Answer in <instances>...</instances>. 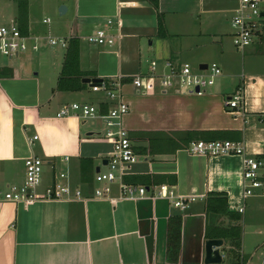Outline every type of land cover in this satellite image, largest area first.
Masks as SVG:
<instances>
[{
	"label": "crops",
	"instance_id": "1",
	"mask_svg": "<svg viewBox=\"0 0 264 264\" xmlns=\"http://www.w3.org/2000/svg\"><path fill=\"white\" fill-rule=\"evenodd\" d=\"M18 2L0 0V27L18 24ZM26 2L25 33L78 38L80 68L89 73L87 77L109 81L122 76L129 81L135 74L149 73L152 60L174 64L198 60L200 66L209 58L218 60L223 73L203 95L139 93L129 82L123 86L130 106L124 124L138 155L125 176L155 177L149 193L153 186L172 184L177 195L196 197L182 210L166 198L94 197L96 173L108 169L104 161L113 145L97 138L105 129H93L85 126L88 120L59 113L79 95L84 101L83 95L93 91H99L92 104L101 112L112 103L101 88L95 90L88 83L80 91L57 89L67 48L58 65H45L39 51L32 49L10 60L0 54V186L23 184L26 159L38 156L46 160L43 185L57 169H68L83 196L41 199L28 206L1 201L0 264H206L208 222L240 224L246 264H264V197L243 198L242 155L208 156L187 148L155 155L139 151L148 146L144 134L221 131L224 139L243 141L247 154L264 158V26L251 44L238 49L231 19L240 0H159V11L149 0ZM62 4L67 6L63 14L58 13ZM261 8L264 24V5ZM159 12L164 15L165 38L158 36ZM110 19L113 23L108 25ZM98 28L114 34L115 43L87 41L86 36ZM240 86L245 91L244 111L233 113L224 101ZM89 131L95 134L88 136ZM34 135L38 139L30 142ZM66 156L68 162L63 160ZM214 192L227 195L228 210L234 215L213 219L207 214L206 201ZM119 193L117 182L112 183L111 196ZM223 240L221 263L232 264L230 243Z\"/></svg>",
	"mask_w": 264,
	"mask_h": 264
},
{
	"label": "built area",
	"instance_id": "2",
	"mask_svg": "<svg viewBox=\"0 0 264 264\" xmlns=\"http://www.w3.org/2000/svg\"><path fill=\"white\" fill-rule=\"evenodd\" d=\"M263 0H240V5L231 19L234 45L244 49L263 31L262 8ZM113 20H108V25ZM116 36L106 28H98L86 36V40L98 45H112ZM47 39L50 45L60 44L67 48L69 39L57 36H34L21 31L17 23L0 27V54L9 58L32 49L39 51L42 40ZM223 73L217 62L207 63L206 69L193 70L188 62L174 64L171 60L159 65L158 60L150 62L149 73H138L125 81L118 76L109 81H103L101 88L111 106L107 112L100 111L92 103L74 102L64 106L59 115H75L82 120L100 118L105 122V139L113 145V151L108 158V169L96 173L95 180L100 186L94 189V197L109 198L113 201L119 199L138 200L142 198H166L176 207L185 210L196 197H183L175 192L172 184H159L153 186L136 185L124 180L130 167L137 161L138 155L134 149L129 130L124 124V118L130 111L129 104L124 99L123 86L130 83L136 92L148 93L157 90L177 91L185 94L203 95L209 87L213 86ZM225 107L233 113L244 111L245 91L242 86L225 98ZM38 139V135L30 138V142ZM187 150L194 154L208 156L215 155H242L243 156V198L264 197V158L251 156L246 153L245 144L241 140L217 139L195 140L190 143ZM68 162L69 157L63 158ZM45 159L32 156L26 159V178L23 184H7L0 186V202L12 201L31 205L41 199H80L83 198L79 186H74L68 169L55 171L49 183L44 184ZM56 168V167H55ZM117 182L120 193L118 197L111 196L112 183ZM42 188V194L39 190ZM149 194V195H147ZM243 212V206L239 208Z\"/></svg>",
	"mask_w": 264,
	"mask_h": 264
},
{
	"label": "trees",
	"instance_id": "3",
	"mask_svg": "<svg viewBox=\"0 0 264 264\" xmlns=\"http://www.w3.org/2000/svg\"><path fill=\"white\" fill-rule=\"evenodd\" d=\"M152 5L159 11V0H149ZM18 25L22 32L25 33L27 27L28 7L26 0H19L18 2ZM159 37L165 38L168 36L164 15L159 12ZM89 73L84 72L80 68V49L79 39L70 38L67 51L65 53L62 70L58 79V90L63 91H80L86 87V83L82 82L83 78L87 77ZM105 81H107L105 79ZM148 136V146L140 147V153L143 154H164L175 152L180 148H187L192 141L195 140H217L224 139L221 131H185L176 136H153L150 134H144ZM134 149H136L134 147ZM171 149V150H170ZM124 180L128 183L145 184L152 186L156 183L155 177L151 175L142 176H125ZM158 183V181H157ZM207 214L215 218L222 217L224 215H234L228 210V198L225 193L214 192L208 195L206 201ZM239 219V217H235ZM206 238H220L228 240L230 243L229 252L233 255L234 263L232 264H246L247 260L241 255L242 247V226L240 224L232 225L229 227L223 226V224L208 222L206 226ZM224 264V263H218Z\"/></svg>",
	"mask_w": 264,
	"mask_h": 264
},
{
	"label": "rangeland",
	"instance_id": "4",
	"mask_svg": "<svg viewBox=\"0 0 264 264\" xmlns=\"http://www.w3.org/2000/svg\"><path fill=\"white\" fill-rule=\"evenodd\" d=\"M62 5H64V4H62ZM263 5H264V0H263V2L261 3V7H263ZM61 6V5H60ZM60 6H59V8H60ZM59 8H58V13L60 12L59 11ZM52 15V14H51ZM61 15H59V17H60ZM50 17V21H51V23H52V17L51 16H49ZM6 25V24H5ZM46 26H49V25H46ZM37 35H39V36H43V37H46V35L47 34H37ZM51 35H54V34H51ZM40 45V47H39V54H40V57H43V58H45V59H43V58H41L40 60L42 61V62H44V64H45V62H46V64H53V63H55L56 62V64L58 65L59 64V62H60V59H61V56H62V53L66 50V48L65 47H63V46H61L60 44H56V45H50L48 42H47V39H44V40H42L41 41V43L39 44ZM55 53H56V56L55 57H52L53 55H55ZM1 57L5 60V59H7V60H10V58L9 57H7V56H5V55H1ZM153 58H156L155 57V55L153 56ZM187 60H185V59H183L182 60V62L180 63V64H182V63H184V62H186ZM207 63H211V62H217L218 64H219V62H218V60L216 59V58H209V59H207ZM161 63V64H160ZM159 63V65H162L163 66V63H165L164 61H161ZM190 65H191V67H192V69L193 70H198L199 69V61L198 60H193V61H191V62H188ZM45 64V65H46ZM220 65V64H219ZM41 72H42V74L43 73H45V69H42L41 70ZM211 87H209L208 88V90L210 89ZM97 89H99V88H97ZM97 89H95V90H97ZM97 92H99V91H96V92H91V93H86L85 95H83V100L84 101H81L80 100V95H79V99L78 100H76L77 102H79V103H93V102H96V100H95V96L97 97V96H99L100 94L99 93H97ZM85 126H89V127H91V128H96V129H102V130H104L105 128H106V125H105V122L102 120V119H100V118H95V119H89L88 120V122L85 124ZM98 137V139H105V135H104V133H102V134H100V135H97ZM141 159H142V157H140ZM46 164V163H45ZM46 168V165H44V169ZM63 170H65V169H63V168H59V169H57V171H63ZM95 182L97 183V185L99 186V185H102V184H100L99 182H97L96 180H95ZM257 259V257L255 258V260Z\"/></svg>",
	"mask_w": 264,
	"mask_h": 264
},
{
	"label": "water",
	"instance_id": "5",
	"mask_svg": "<svg viewBox=\"0 0 264 264\" xmlns=\"http://www.w3.org/2000/svg\"><path fill=\"white\" fill-rule=\"evenodd\" d=\"M67 10L66 5H61L59 11L61 14L65 13ZM201 69H206L207 64L203 63L200 65ZM104 81V78L101 77H85L83 78L82 82L88 83L92 87L101 86ZM86 121V120H84ZM95 134L94 131L87 132V135ZM108 163V159L104 161V164ZM99 169V168H98ZM224 244V240L220 238H211L207 239L205 242V263L206 264H218L221 263L223 260V254L221 253V248Z\"/></svg>",
	"mask_w": 264,
	"mask_h": 264
}]
</instances>
